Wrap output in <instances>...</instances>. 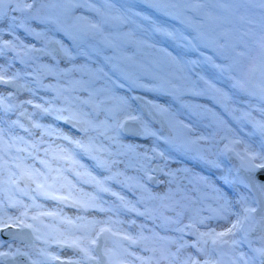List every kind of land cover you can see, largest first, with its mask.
<instances>
[{"label":"bare ground","instance_id":"6f19581e","mask_svg":"<svg viewBox=\"0 0 264 264\" xmlns=\"http://www.w3.org/2000/svg\"><path fill=\"white\" fill-rule=\"evenodd\" d=\"M17 3L21 8L25 3L32 4V8L26 11L11 10ZM5 5L8 7L4 9V18L0 21V73L6 79L21 80L26 90L19 93L17 83L14 81L0 83V99L4 101L0 105L2 146L7 147L9 142L14 140V144L25 143L23 151L28 153V158L38 162V168H31L33 164L29 166L33 172L39 169L40 172L48 174L44 165L39 163L40 160H45L53 170H63L60 173L52 171L50 174L53 177L60 176V179L55 182L56 189H59L56 192L57 195H67V185L70 181L76 185L73 189V198L95 204L96 207L78 210L65 202L41 196L45 202L38 205L41 214L36 220L31 219L28 222L32 225L40 223L42 229L39 238L31 244H26L6 240L0 234V252H11V254L15 252V257L24 258L27 264H59L58 261L69 260L78 264H145L147 256L144 251L148 247L147 244L165 233L169 242L168 251L162 255V262L158 264H171L172 254L177 252V244L172 241L179 242L181 237L179 232L178 235H174L177 233L174 230L177 225L171 224L168 228L157 227L162 223L160 219L153 220L139 216L136 212L129 210L132 205H135L140 212H144L147 206L149 210H154V216H159L163 212L165 216L173 219L177 218L176 213L179 212L181 227L193 218L196 220L204 218L203 224L196 225L200 232L212 229L224 230L235 222L237 215L242 216L239 204L244 197H248L249 192L243 190L241 183H236L237 180L229 162L230 154L236 147L246 159V150L248 155L252 153L264 155V135L255 126L256 122L264 121V115L261 112V109H264V103L253 99L257 97V94L249 96V92L235 86L239 82L237 73L229 70L228 63L205 52L201 43V38L206 41L210 38L215 40L217 34L223 35L225 30L220 26V22H231L230 16L219 18L212 9H207V5H203L206 7V12H202L201 15L205 19L201 18L202 21H197L198 16L183 13V10H179L177 6L173 8H177L179 15L173 14L171 7L166 11L154 7L153 0H79L80 6L71 9L67 4L55 3L53 6V0H36V2L12 0V4ZM89 5L101 9V12L112 6L99 30L92 28L91 24L101 23V15L92 11ZM194 5H199L198 0ZM205 13L208 16H205ZM177 15L179 18L176 17ZM227 15H229L228 12ZM256 16V14L246 16L247 20H243L245 26L244 23L242 24L245 29L240 30L238 36H232L231 43L239 40L240 35L255 43L258 38L264 37V34L247 35L250 30L255 33V30L264 27L263 20ZM77 17H84V19L77 20ZM181 20L184 22L182 23ZM156 28L174 32L175 38L155 31ZM96 30L98 33L94 34ZM208 30L213 31L209 34V38L204 33ZM37 32L44 33V36L37 37L35 35ZM94 37H98L99 42L104 41L105 43L102 44L107 47H100L99 42L92 41L91 38ZM197 37L199 39H196ZM31 38H34L33 41L30 40ZM8 41L12 42L13 48L4 46ZM35 41H37L35 44H40V47L32 44ZM53 41L62 42L70 50L72 58L65 56L60 50V44ZM188 41L198 44V50L192 51ZM33 46L37 49L45 48L46 52H36L40 55L37 54L39 57L28 58L31 53L28 49ZM95 48L96 56L91 58V49L95 50ZM108 48L113 51L108 52ZM257 48L258 51L262 50L259 46ZM159 49H165L171 53L172 57L180 61V65L177 66L171 57H165ZM26 51L27 56H22L21 54ZM258 51L255 49L247 51L250 56L249 62L261 66L260 70L264 71V58L262 60ZM6 52H11L15 56V61L20 68L16 67ZM119 56L127 62L120 63ZM205 57H211L212 62L205 60ZM31 59L33 63L30 62ZM46 62H49L55 71L50 74H38L37 66L43 68ZM146 73H151L157 78L159 76L163 80H171L176 87L166 85L161 91H146L141 88H130L127 81L123 79L124 74H132L133 78L140 76V83L149 86L157 84L158 79H151ZM251 76L252 73L248 72L247 77L251 78ZM13 77L15 78L12 79ZM200 77L204 79L201 80ZM49 78H53L54 81L52 83L47 81ZM44 79L47 82L42 84ZM205 80L220 92L209 89L204 83ZM63 81L69 83L68 92L59 98L58 89ZM112 81L125 85L123 88H115L114 95L113 91H110L113 89ZM9 85H13L14 89H10ZM258 86L261 87L263 84ZM50 92L54 94L53 97L49 96ZM194 92L204 94L195 95ZM80 93H86L88 97L83 98ZM89 93L92 94L91 97ZM115 97H125L127 103ZM138 97L145 102L151 101L160 105L167 111L160 113L146 103L153 114L149 116L139 106ZM93 98L98 104L91 101ZM65 99L72 101L74 110L88 114L84 116L85 120L90 121L86 124V128L89 129L87 134L63 120H57L55 112L44 113L35 107L37 104L50 108L64 107ZM84 100H89V103H82ZM28 101L31 103H27ZM129 113L137 117L140 127L134 120H127L123 129H116L114 127L116 123L123 121ZM22 119L25 120L26 127L21 125ZM128 123L132 125L129 126ZM144 125L170 142L165 143L163 138L156 140L151 136L138 135L143 131ZM182 125L189 127L186 129ZM14 129L19 131L14 133L12 132ZM29 129L31 130L28 131L27 136L21 132V130ZM59 135H67L72 139L82 140L86 144L91 141V156L75 148L67 140L59 138ZM113 136H116L117 140H112ZM176 137H180V140L176 141ZM234 140L240 142L232 143ZM126 144L138 145L137 152L147 151L153 159L145 160L143 155L136 156L120 147ZM153 147L163 152L164 156L161 157L149 151ZM31 148L35 150L34 153ZM61 149L70 150L75 159L86 166L91 176L104 181V187L112 189L101 192L94 187L93 183H84L83 181L90 179L89 176L83 175L85 169L60 159L65 155ZM6 153L7 151H4L3 154ZM92 156L105 162L107 168L101 167L96 160L92 159ZM254 163L259 164L261 161L256 159ZM152 165L156 170L149 172L148 169ZM75 171L82 173L79 182L74 175ZM148 176L152 179H148ZM159 177L162 178L159 179ZM200 177L206 178L208 183L201 181ZM48 183L53 181L50 179ZM12 184L16 186L15 183ZM61 185L65 187L61 188ZM213 188L218 191L214 192ZM169 191L172 194L171 197L163 202L150 198L162 196ZM112 192L123 196L124 201L112 195ZM86 193L90 196L85 195ZM25 195V198L4 196L2 199L4 207L1 209L4 216L1 215L0 218L7 220L8 217L13 219L20 217L21 212L25 211L23 207L26 203L23 201L25 199L31 201L27 208L29 217L32 205L36 201L30 198L28 193ZM91 196L96 199L91 200ZM141 197L144 198V203L138 202ZM225 200L228 207L227 219L217 218L213 210L218 209ZM68 202H71V198ZM162 204L171 205L174 210H169ZM178 207L180 210H177ZM101 208L104 210L101 211ZM47 212H53L55 215H42ZM44 216L55 223L45 224L41 220ZM78 216L83 219L77 220ZM65 218H70L74 224L65 223ZM9 226L24 229L16 224ZM102 227L117 233L115 236L110 232L100 234V237L106 235L108 242L114 245L111 248L105 247L110 255L108 260L101 250V241L96 245H88L92 249L91 254L95 257L99 256L98 262L88 259L79 249L70 247L69 244L57 242L66 237L74 239L87 236L89 239H95ZM2 228L3 226H0V229ZM44 228L49 232H46ZM27 229L32 232L30 228ZM191 231L189 229L188 234L184 232L183 242L187 245H197V238L191 234ZM123 234L136 237L138 242L131 244L123 240ZM141 236L146 239H140ZM237 240L238 243L235 246L223 247H236L228 264L233 262L243 264V261L239 260L241 256L249 264H253L249 252L239 247L243 240L240 233L237 234ZM22 247H25L24 251L32 248L34 252L29 254V257L23 249L21 250ZM197 248L203 251H197ZM221 249H214L211 240H208L207 244L185 247L181 250V257L191 254L200 261V264H204L206 260L211 261L212 264H227L223 263L225 254L221 253L223 250ZM137 256L143 257L144 260L136 259ZM52 257H59V259L54 260Z\"/></svg>","mask_w":264,"mask_h":264},{"label":"snow or ice","instance_id":"6c2138e0","mask_svg":"<svg viewBox=\"0 0 264 264\" xmlns=\"http://www.w3.org/2000/svg\"><path fill=\"white\" fill-rule=\"evenodd\" d=\"M33 2H36V0H33ZM6 3L12 4V0H0V14H2L3 7ZM55 3L67 4L69 9L80 6L79 0H53V6L55 5ZM260 4H261V7L264 8V0H260ZM153 6L166 11L170 7H176V4L173 3L172 0H153ZM110 7H112V6H109V8H105V10L103 12H101V9H98L92 5H89V8L92 11H95L99 15H101V23H92L91 24L92 28L97 29V30L100 29L101 24L107 19V13H108ZM31 8H32V4L25 3L23 5V7L21 8L20 4L17 3L15 5V7H13L11 10H13V11H26V10L31 9ZM168 14H170V13H168ZM177 18H179V17H177ZM83 19H84V17H77V20H83ZM181 22L183 23L184 21L181 20ZM155 31L162 32V34L167 36V37L175 38L174 32L167 31V30H164L161 28H156ZM35 35L37 37H41V36H44V33L37 32V33H35ZM196 39H199V37H197ZM53 42L60 44V50L64 53V55L69 57L70 59L72 58L70 50L67 49V47L64 46L62 42H59V41H53ZM188 45L192 51H197L199 48V45L193 43L192 41H188ZM4 46L8 47V48L14 47L11 41L5 42ZM149 46L154 47V45H149ZM23 47L27 48L26 45H23ZM260 47L262 49V53H264V40H262ZM28 51L45 53L46 49L45 48L37 49V48H35V46H33L31 49H28ZM159 51L162 52L165 57H171V60L177 66L180 65V61L176 57H172L171 53H168L165 49H159ZM205 60H207L208 62H212L211 57H205ZM192 63H195V62H192ZM114 74H115V72H114ZM146 74L151 79H158L157 77L153 76L151 73H146ZM14 78L15 77H13L12 79H14ZM123 79L127 81L128 86L130 88H141V89H144L146 91H161L162 89L165 88L166 85H169L173 88L176 87L175 84H173V82L171 80H163V78H159L162 80V83L155 84L152 86L140 83L139 82L140 76H135V78H133L132 74H124ZM199 79L203 80L204 78L200 77ZM11 82H12L11 79H6L5 76L2 73H0V83H11ZM111 83L113 85V89H110V91H113V95H114V89L115 88H123L125 86L124 83L117 84L115 81H112ZM193 83H195V82H193ZM204 83L206 85H208V88L211 89L212 91L220 92L219 89H215L214 86L211 85L208 81L205 80ZM235 86L242 88V85H240L239 82H237V84ZM194 94L195 95H202L204 93L194 92ZM250 94L256 95V93H250ZM91 95L92 94L89 93L90 97H91ZM115 98L119 99L123 103H127V99L125 97H115ZM259 98L262 101H264V86H262L260 88ZM133 99H136V98H133ZM3 103H4L3 99H0V105H2ZM27 103H31V101H28ZM82 103L87 104V103H89V100H84V101H82ZM146 103L148 105H150L152 108L157 109L160 112H166L167 111V109H164L160 105L154 104L151 101H147ZM35 107L40 109L44 113L55 112L57 114L56 115L57 120H63L65 123L71 124L74 128H78L80 131L84 132L85 134H87V132L89 130L88 128L84 127L85 124L90 123V121L84 119V116H87L88 114L87 113H81L77 110H74L72 107V101L69 99H65V106L60 107V108L44 107V106L39 105V104L35 105ZM109 111H111V110L109 109ZM65 112L68 113L67 116L63 115V113H65ZM261 112H262V115H264V109H261ZM136 119H137L136 116H133L129 113L123 121L117 122L114 127L116 129H123L127 120H136ZM255 126L260 131V133L262 135H264V121L256 122ZM36 127H40V125H36ZM182 127L187 129L189 126L188 125H182ZM190 130L191 129H189V131ZM138 135L143 136V137L151 136V137H154L156 140H160L163 138L160 135H158L156 132L151 131L147 127V125H144L143 131L141 133H138ZM59 138L67 140L70 144L74 145L75 148H78L83 153L91 156V152H92L91 141H89V143L86 144L82 140H75V139L70 138L67 135H59ZM0 139H2V137H0ZM111 139L115 141V140H117V137L113 136V137H111ZM163 139H165V143L170 142L167 138H163ZM201 139H203V138H201ZM239 142L240 141H238V140L232 141V143H239ZM120 147L123 149H126L127 152L134 153L136 156L143 155L145 160L153 159V156H149L147 151L144 153L137 152V148L139 146L136 144L120 145ZM61 151L64 152L65 155L60 157V159L66 160L69 163L76 165L81 169H85V172L83 173V175L89 176L90 179L83 181L84 183H93L94 187L101 192L110 191L108 188L104 187V181L99 180L94 176H91V174L87 172L86 166L83 164H80L79 161H77L75 159L74 154L70 150L61 149ZM105 151H107V150H105ZM149 151H151L155 155H159L161 157L164 156V153L159 152L156 147H153ZM237 154L239 155V153H237ZM109 155H111L110 152H109ZM246 156L248 159V168L250 171H256L258 169H264V155L257 154V153H252L251 155H248L247 150H246ZM92 159L96 160L97 163L101 167L107 168V164L105 162L100 161L98 157L92 156ZM242 159H244V157H242ZM256 159H259L261 161V163H259V164L254 163V161ZM39 163L44 165V167L47 169L48 174L40 172L39 169H35L34 172H32V173H27V172L25 173V175H27L29 177V179H32L36 183L35 191L39 195L45 196V197H50L54 200H57L59 202H65V203L68 202L69 199L71 198V205L76 207L78 210H80L81 208L87 210L88 208L96 207L95 204L89 203L87 201H81L80 199L73 198V189L76 188V185L72 184L70 181L68 182V185H67V187H68L67 195H57L56 192H58L59 189L55 188V182L60 179V176L53 177L50 174L52 171H56L57 173H60L63 170L62 169L53 170L45 160H40ZM155 170L156 169H153V171H155ZM185 171H187V170H185ZM74 175L77 177V182H79V178L81 177L82 173L80 171H75ZM41 177L43 178V182H40L39 178H41ZM109 178H111V177H109ZM50 179L53 181V183H48V181ZM148 179H152V177L148 176ZM199 179L201 181H204L206 184L208 183L206 178H204V177H200ZM63 187H65V185H61V188H63ZM256 187L261 192V194H264V183H260V184L256 185ZM78 191H80V190H78ZM213 191L217 192L218 190L213 188ZM85 195L90 196V194H87V193ZM112 195L117 196L118 199L121 200L122 202L124 201V197L120 196L118 193L112 192ZM171 195L172 194L169 191L162 196H151L150 198L152 200H157V201L163 202L164 200L169 199L171 197ZM220 198L223 199V197H220ZM95 199H96V197L91 196V200H95ZM138 202L144 203V198L141 197L140 201H138ZM9 203L11 204V199L9 200ZM242 203H245V205H246L245 201H242ZM162 206L165 208H168L169 210H174L171 205H163L162 204ZM23 207H24L25 211L21 212L20 217H17L15 219H13L12 217H8L7 220L0 218V225H2L3 227H8L10 224H16L18 226H22L23 228H30L33 231H36V229L34 228V226L32 224L27 223V218H28L27 208L29 206L23 205ZM100 210L103 211L104 209L101 208ZM129 210L136 212L137 215H139V216H145L148 219H153V220L160 219L162 221V223L160 225H157V227L168 228V226L171 224L177 225V227L174 230L181 233V237H180L179 242L178 241H172V243L177 244V252L172 254L171 264H200V261L198 259H196V257H194L191 254H188L182 258L181 257V250L184 249L185 247H196L197 245H199L201 243L207 244L208 240H211V243L214 246V249L215 248H223L225 245L235 246L238 243L237 234L248 232L249 222L254 220V217L251 214L256 212L255 208H252V207L246 205L243 209L244 214L242 216L237 215L235 222H232L230 224V226L227 227L226 229L221 230V231H216L215 229H212V230L207 231V232H200L199 229L196 227V225H197V223L203 224L204 218H200L199 220H196L195 218H193L192 220H190V222L188 224H185L181 227V226H179L181 223V220H180L181 213H179V212L176 213L177 218L173 219L171 217L165 216L163 214V212H161L159 214V216H154L153 215L154 210H149L147 208V206H146L144 212H140L139 209H137L135 207V205H132ZM213 211L215 212V215L217 218L227 219V214H228L227 201L225 200L224 204H221L218 209L213 210ZM42 215L54 216L55 213L47 212V213H42ZM31 219L36 220L37 216H32ZM82 219H83V217H79V216L77 217V220H82ZM64 222L67 224H70V225L74 224V221H72L70 218H65ZM77 227H81V226H77ZM185 229H191L192 230L191 234L196 236L197 245H187L186 242H183V234L185 232ZM105 232H110L113 236L117 235V233L112 232L111 229L102 227L99 229V232L96 234L95 239H89L87 236L76 237L74 239H72L70 237H66L62 240H58L57 242L62 243V244H69L70 247H74V248L79 249L80 252H82L84 254V256L87 257L88 259L95 260L97 258L91 254L92 249L88 245H96L97 240L100 237V234L105 233ZM205 238H207V239H205ZM122 239L129 241V243H131V244H136L138 242L136 237H132L129 234H123ZM140 239H146V237L141 236ZM159 239H165V238L159 237ZM84 241H87V243H84ZM145 250H148V249L146 248ZM197 251H203V249L197 248ZM253 251L258 253V255L262 258L261 264H264V248L254 249ZM10 255H11V252H0V259H2L4 257H8ZM129 255H132V254L129 253ZM52 259L58 260L59 257H52ZM136 259L141 260V261L144 260V258L140 257V256H137ZM239 260L243 261V264H249V262L247 260H245L243 256L239 257ZM64 264H78V262H73L72 260H69L67 262H64ZM145 264H147V262H145ZM204 264H212V262L206 260V261H204ZM233 264H237V262H233Z\"/></svg>","mask_w":264,"mask_h":264},{"label":"rangeland","instance_id":"374dc122","mask_svg":"<svg viewBox=\"0 0 264 264\" xmlns=\"http://www.w3.org/2000/svg\"><path fill=\"white\" fill-rule=\"evenodd\" d=\"M196 0H172L173 3L176 4V6L179 8V10H183V13H189V14H194L197 17V21H202L201 18L205 19L204 16L201 15L202 12H206L205 8L203 5H207V9H212L213 12H215L218 17H224L227 18V16H230L229 18H231V22L226 21L225 23H221L220 22V26H222L225 30V33L223 35L217 34L215 40H211L208 39L206 41V39L201 38V43H202V47L205 50V52H207L208 54L212 55V56H217L221 61H223L224 63H228L229 64V70L230 71H234L237 73V77L239 79L240 85H242V88L239 87L241 90L244 89L246 90V92H249V96H251L250 93H254L256 92L257 97L253 98L255 101H262L259 98V92H260V86H258V84H263L264 86V71H261V66L259 65H253L250 64L249 62V53L247 51H249L250 49H255L256 51H258L257 46L260 47V44L262 42V40H264L263 38H258L256 43L253 42V40H246L242 35L241 38L239 40H235L234 42L231 43V39L232 36H238L240 30H244L245 29V22H243V20L246 19V16H248L249 14H256L257 18H260L261 20H263V25H264V8L261 7L260 4V0H229L228 2L224 1V0H198L199 5H194ZM8 6L4 5L3 10H2V14H0V21L4 18V9H6ZM171 12L177 13L178 11L177 8H173L171 7ZM231 11V12H230ZM170 12V13H171ZM227 12L229 15H227ZM179 15V14H178ZM178 15L176 17H178ZM205 16L206 15L205 13ZM232 16V17H231ZM244 23V26H242V24ZM252 27V26H251ZM223 30V29H222ZM33 31H35V29L33 28ZM227 31V34H226ZM98 33L97 30L95 31L94 34ZM205 36L207 38H209V34L213 33L212 30H208L205 31ZM254 34H258V36H261V34H264V27L260 28L259 30H255V33H253V30H250L247 35L248 36H253ZM22 35L24 36V34L22 33ZM246 35V36H247ZM78 37V36H77ZM239 38V37H238ZM248 38V37H247ZM106 38H104L105 40ZM92 41H96L99 42L98 37H94L91 38ZM37 43V41H35L34 43L32 42V44H34L36 47H40V44L37 45L35 44ZM54 43V42H53ZM104 41L99 42V46L100 47H107L104 44ZM56 47H58V45L54 44ZM206 45V46H205ZM112 46V45H111ZM112 48H114V46H112ZM87 49V48H86ZM89 51V50H88ZM113 50L108 48V52H111ZM6 54L9 56V58L14 62V64H16L17 68H20V65H17L16 61H15V56L11 54V52H6ZM27 51L24 54H21L22 56H27ZM38 53L36 52H31L30 55H28V58H34V57H39L37 55ZM260 54V57H262V60L264 58V53H262V50L258 51V55ZM91 58H94L96 56V48L91 49ZM122 57L119 56V61L120 63L124 64L125 62H127V60L125 59H120ZM43 60V58L41 59ZM31 63H33V59L30 60ZM55 69L51 67V65L49 64V62H46V66L42 68V66H37V73L38 74H44V73H52L54 72ZM248 72L252 73L251 78L247 77ZM15 83H17V87L19 89H17V91L19 93H23L26 90L25 84L21 81V80H12ZM47 81L49 82H53L54 79L49 78ZM46 79H44L42 81V84H44L45 82H47ZM78 82V81H77ZM159 76H158V80H157V84H159ZM256 84V86L254 85ZM69 83L63 81L62 84L59 85V98H62L64 94H66L67 88H68ZM10 88V87H9ZM259 88V89H258ZM11 89V88H10ZM75 92V91H74ZM78 92V91H77ZM49 96L53 97L54 94L52 92L49 93ZM80 96L83 98H87L88 95L86 93H80ZM258 98V99H257ZM93 103L98 104L97 101H95V98H93L91 100ZM264 103V101H262ZM65 104V103H63ZM156 111V110H155ZM12 113V110H11ZM161 113V112H160ZM66 116L67 113H64ZM14 115V114H12ZM13 117V116H12ZM134 122H136L139 127H140V123L138 120H134ZM21 125L23 127H26L27 124L25 122V120H21ZM86 127V124H85ZM1 129V127H0ZM31 129L24 131L21 130V132L27 136L28 131H30ZM19 131V129H14L12 132L17 133ZM35 135H38V133ZM180 137H176V141H179ZM14 141H10L9 144L6 146H2V142L0 141V216H4L3 211L1 209H3V202L2 199L4 198V196L6 195H12L13 197H18L21 196L23 198H25V193H28V195L30 196V198H34L36 203L32 205L31 208V212L29 213V217L27 218V223L31 221L32 216H37L39 217V215L41 214V210L39 208V204L45 203L42 198L41 195H39L36 191H35V187H36V183L32 180L29 179V177L27 175H25V173H32L33 171L29 168V166H31V168H38V162L33 161V159L28 158V153H26L25 151H23V147L25 145V143H21V144H14ZM19 149V150H18ZM226 149V148H225ZM32 150V148H31ZM4 151H7L6 154H3ZM35 150H32V152L34 153ZM239 153L237 148H233V152H231L230 157H231V161L230 162V166L233 168V175L236 178V183H241L243 186V190L249 192L248 197H244L242 201L246 202L247 206H250L252 208H257L258 205V199L252 194L251 190H250V185L248 180L245 178L244 172L246 170H249L248 168V159L245 158V156L243 154L239 155L237 154ZM242 157H244V159H242ZM228 158V157H227ZM229 160V159H228ZM149 172L153 171V165L149 167ZM40 182L42 181V178H39ZM12 183H15L16 186H14ZM57 186L55 185V188ZM112 189V188H109ZM23 201H26L25 205H30V200L25 199ZM239 204V207L242 211V215L243 213V209L246 206L245 203ZM21 203V202H19ZM20 210V209H18ZM177 210H180V208L178 207ZM13 211V210H12ZM10 211V212H12ZM254 217V220L249 222V228H248V232L247 233H240L242 236V241H241V247L242 250L244 251H248L249 255L252 257L253 260V264H261V257L259 255H257L258 253H256L255 251H253L254 249H259V248H264V226L261 225V217H258L256 215V212L251 214ZM41 220L46 224L48 223H55V221H52L51 219H49L47 216L41 217ZM36 225H33L34 228L36 229V231H33V235L38 238L40 236V231L42 229L40 223H35ZM2 226V225H0ZM66 228V227H65ZM44 230L46 232H49L48 230H46L44 228ZM185 232L188 234L189 233V229H185ZM179 233H174V235H178ZM159 237H164L165 239H159ZM246 237V238H245ZM191 239L193 240V238L191 237ZM101 241V250L103 253H105V257L107 258V260L110 258V255L108 253V251L106 250V246L111 248L114 245L108 242V237L105 236H101L98 240L97 243H100ZM148 247L146 251H144V254L147 256V264H158V262H162V255L168 251V246H169V242L167 239V235L165 233L160 234L159 236L155 237L153 239L152 243L147 244ZM43 246V244H42ZM27 248V247H26ZM23 249V252H25L27 255L31 254L33 251L32 248H29L28 251H24L25 247H22L21 250ZM223 249V250H222ZM221 253L225 254L224 256V260L223 263H227L230 261L231 259V255L236 251V247L233 248H222ZM16 253L14 252L13 254H11L8 257H4L2 259H0V264H6L5 259H8L10 257H15ZM108 255V256H107ZM30 257V255H29ZM97 259H95V262H98L99 260V256L96 257ZM83 263L84 261L81 260ZM34 262V260H33Z\"/></svg>","mask_w":264,"mask_h":264},{"label":"water","instance_id":"95a60500","mask_svg":"<svg viewBox=\"0 0 264 264\" xmlns=\"http://www.w3.org/2000/svg\"><path fill=\"white\" fill-rule=\"evenodd\" d=\"M12 89H14L13 85H10ZM140 106L146 113H151L150 109L148 108L146 102L142 98H137ZM129 126H131V123H128ZM245 178L248 180L250 185V190L252 194L258 199V205L256 208V215L258 217H261V225L264 226V194H261V192L258 190L256 185L260 183H264V169H258L256 171H250L246 170L244 172ZM67 205H71V202H66ZM1 236L6 240H17L19 243H26L31 244L36 241V237L32 234V232L27 229H20L12 226H8L5 228H2L0 230ZM97 251H99L97 249ZM6 264H27V261H25L24 258H16V257H10L5 260ZM59 264H64L62 261H58Z\"/></svg>","mask_w":264,"mask_h":264}]
</instances>
